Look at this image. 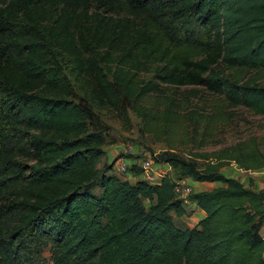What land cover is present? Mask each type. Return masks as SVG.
<instances>
[{
    "label": "trees",
    "instance_id": "16d2710c",
    "mask_svg": "<svg viewBox=\"0 0 264 264\" xmlns=\"http://www.w3.org/2000/svg\"><path fill=\"white\" fill-rule=\"evenodd\" d=\"M66 72L88 107L165 124L186 109L208 139L224 109L264 117V0H0V264H264L263 189L166 154L176 178L215 185L191 194L205 216L180 229L176 178L97 169L105 141ZM196 87L218 100L213 117L168 95ZM217 158L264 169L254 139Z\"/></svg>",
    "mask_w": 264,
    "mask_h": 264
},
{
    "label": "rangeland",
    "instance_id": "374dc122",
    "mask_svg": "<svg viewBox=\"0 0 264 264\" xmlns=\"http://www.w3.org/2000/svg\"><path fill=\"white\" fill-rule=\"evenodd\" d=\"M66 77L72 90V101L75 104L86 105L90 110L91 117L88 120V130L99 132L104 138L105 155L98 160L97 169L102 171L111 168L107 174L113 173L122 180L133 183L134 179L127 178L128 175H131L130 172L124 175L119 173V163L125 159L139 168L142 160L149 159L153 166L159 165L162 172L167 169V174L176 178L177 172L161 160L166 154H169L185 161H193L200 170L207 166H213L217 167L220 173L236 178L241 182H247L250 179L252 181L251 188L256 184L255 188L264 190V169L243 170L239 169L234 162L223 163L222 166H218L221 161L217 158L221 150L252 139L256 140L261 150L264 151L263 116H256L241 107L227 110L222 108L225 113L214 125L207 139L202 135L192 133L191 121L186 115V109L183 111L184 113H181L183 117L173 124H165L161 119L148 121L145 117L143 120L131 110L127 111L125 119H121L116 111H104L88 107L83 87L67 72ZM151 77V72L140 73L138 80L146 82ZM259 82L264 85V76L259 79ZM193 89L198 91L199 98L188 93L191 88H168V95L174 98L178 104L184 102V97H190V104L186 106L189 110L196 109L204 119L213 117L216 109L215 103L218 100L208 95L203 88L196 87ZM109 162L110 164H108ZM111 162L114 164L112 165ZM188 182L190 185L196 183L190 178H188ZM210 188L211 185L209 184L203 190ZM90 191L95 195L100 192L97 186ZM183 206L187 211L186 215L180 220L173 217V221L180 229L191 228L194 223L190 219L192 214L189 211L190 206ZM260 234L264 236V227H262ZM48 256L47 252L43 254L45 260L48 259Z\"/></svg>",
    "mask_w": 264,
    "mask_h": 264
},
{
    "label": "built area",
    "instance_id": "2783aa9c",
    "mask_svg": "<svg viewBox=\"0 0 264 264\" xmlns=\"http://www.w3.org/2000/svg\"><path fill=\"white\" fill-rule=\"evenodd\" d=\"M153 164L149 159H144L139 164V169L141 170L142 179L148 184L154 185L159 182L163 176H170L167 171L162 172L153 171ZM129 166L125 162H120L118 165V171L120 174H127ZM173 194L176 200H178L182 205H191L190 196L193 194V189L190 186L187 178H176L173 179Z\"/></svg>",
    "mask_w": 264,
    "mask_h": 264
},
{
    "label": "crops",
    "instance_id": "0c3cea01",
    "mask_svg": "<svg viewBox=\"0 0 264 264\" xmlns=\"http://www.w3.org/2000/svg\"><path fill=\"white\" fill-rule=\"evenodd\" d=\"M110 154H111V153H110ZM116 155H118V154H116ZM113 157H115V156L113 155ZM123 160H124L123 162H125L128 166L133 165V163L130 162L129 160H125V159H123ZM111 163H112V162H111ZM108 164H110V162H109ZM159 167H160L159 165L153 166V167H152V168H153V171H159V170H160ZM164 169H165V168H164ZM165 171H167V169H165ZM119 178H120V177H119ZM127 178H128V179H129V178H130V179H131V178L134 179V182H133V183H135L138 179H142V175L136 177L133 173H131V175H128ZM129 183H130V182H129ZM133 183H131V184H133ZM207 185H209V184H208V183H197V182H196V183H194V184H192V185H190V186H191L192 189H193V193H196V192H199V191H205V190H203V189H204V187L207 186ZM210 185H211V188H210L209 190H211V189H213V188L215 187L214 184H210ZM255 187H256V184H255L254 188H255ZM189 211L192 212L190 219H191L192 223H194L193 226L191 227V228H193V227L198 223L199 220H201L202 218H204L205 214H204L203 211L199 210V209L196 207V205H195L194 203H192V204L190 205V207H189ZM177 219L180 220L181 218H177Z\"/></svg>",
    "mask_w": 264,
    "mask_h": 264
}]
</instances>
